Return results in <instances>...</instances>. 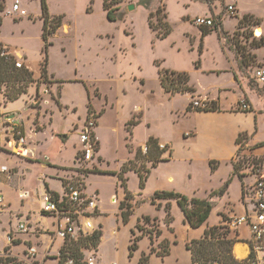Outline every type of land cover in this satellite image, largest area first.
Wrapping results in <instances>:
<instances>
[{
    "label": "crops",
    "instance_id": "0c3cea01",
    "mask_svg": "<svg viewBox=\"0 0 264 264\" xmlns=\"http://www.w3.org/2000/svg\"><path fill=\"white\" fill-rule=\"evenodd\" d=\"M224 1L233 4L229 6H234V16L238 17L235 26L245 15H251L264 23L263 14L251 10H243V3L241 0ZM258 1L260 0H256L255 3ZM206 9L207 8L204 7L200 12H195L193 14L190 12H184L181 17L187 16L188 14L191 17L212 18L211 16H206ZM0 13L2 12L0 11ZM215 14H217V12ZM40 16L41 12L39 14V20ZM51 16L54 15L51 14ZM226 19L228 18L222 20V28L224 30H227L224 26ZM25 20L29 23L32 21L34 22V20H30L28 16L25 17ZM166 20L169 23L167 13ZM22 21H24V19H21L16 23L18 24ZM3 24L4 19H1L0 44L2 48L8 54L14 56L15 54L20 55L18 59L21 60V62H24V66L31 72L32 79L35 83L28 87L26 94H23L21 98L13 102L4 103L3 96L0 94V121L2 125V130L0 132V166H5L8 169V174L1 175V177H4V182H6L4 183L3 188L7 191L12 189L16 190L19 202L18 207L13 208L10 199L5 200L0 190V195L2 197V203H0V251L4 247L5 233L14 229L16 224V220L11 219L13 216L27 219L38 227L49 229L50 231L53 230L54 222L49 220V218L44 217L40 212V199L46 193L57 198H62L66 192L64 184H70L78 177H82L79 174V171H77L76 164V157L79 152L82 153L84 147L80 142L79 136L86 122L93 118L95 126L92 129L90 136L94 143V153L89 161H93L89 168L94 165L96 168L95 170L99 171V173L89 172L86 176H83L84 179L81 180L83 183L81 191L85 197H93L97 204L96 214L92 219L93 226L98 232H100L96 251L97 264H120L118 262V257L121 250L125 256V262L123 264H128V246L132 237V231L136 232V226L138 224L143 225V217H148L151 224L157 226L160 236L163 235L164 232L167 233L165 238L159 239V241H165L168 243V255L164 258L151 255L149 258V264H181V261H186L187 264H191V253L186 249V245L191 241L200 240L203 234L200 239H195V235L188 236L187 234L189 233L186 231L187 236L178 237L172 223L169 225L166 224V226L163 225L167 215L165 210L166 205H169L172 222L177 219V216H180L182 225L186 226L189 230H192V228L184 222L183 214L178 208L176 202L173 200H160L156 205H152L149 202V197L155 191H167L180 193L188 198L206 199L211 193L218 191L223 183L231 177L232 180L226 190V194L229 192L230 186H232L233 183L239 182L240 199L242 202L243 188L247 183L252 181V177L246 174H241L242 178L240 179L237 175H232L234 158L237 155L239 148L236 144V140L240 134H244L246 139L244 141V150L242 153L247 157L256 159L264 158V99L256 92V89L250 87L248 78L239 68L237 61L233 57L225 54L221 48L220 57L213 58L215 63L213 67L205 68L202 60H198L199 64L198 66L196 65L195 71L204 75H214L217 79V82L205 89L196 88V86L191 83V75H189L188 72L173 70L170 68L167 69L175 72L187 73L190 79V86L196 90L193 95L183 94L186 96L187 100L182 109L169 108V124L171 126L179 127L176 137L173 134L158 136L148 132L143 141L131 142L133 136L135 138V131L138 126L142 124L146 127L150 126L148 120H145V114L147 113L148 107L146 105L147 96H145L146 84L140 86V88L137 87V100L130 107L128 114H126L127 116L123 117L122 120L123 127L126 131L124 138L127 142L125 145L130 156L126 161L122 162L118 168L112 169L109 166L111 159L104 153V148L101 147L100 144V136L97 133L100 120L107 112L101 114L100 117L95 113L88 115L85 105L83 116L78 115L66 129H55L53 127L55 113H59L61 117H64V115H68L71 111V113L76 112L73 110L70 111L71 108H75L74 102L70 103V101L65 98V92L63 93L62 90V97L56 103L54 101L53 103H48L46 100L43 101V103L47 102V106L41 108L30 105V99H33L32 103L35 104L32 96L35 97L43 91V87L46 88L42 81L41 83H37L38 80H42L40 72L41 60L39 61L37 68L34 69L24 48L12 46L4 41L1 34V27ZM41 30L42 21L40 20V38ZM211 34H215L217 37L216 32L200 36L199 44H201L202 48L200 52L198 51L199 49L197 50L199 58H203L205 53V39ZM170 35L167 38H169ZM172 45H174V43ZM261 49L264 50V47L257 49V58L258 60L260 59L259 63L264 69V53H259ZM218 61L224 62L225 64L219 66ZM260 65L258 67H260ZM47 78L49 80H54L49 71V61ZM119 83L120 85L122 84L121 82ZM55 84L58 83H54V85ZM73 84H75L74 87L78 85V90L84 94L86 104L88 101V93L85 86L80 82H75ZM259 89L264 90V82L260 84ZM50 90L52 91L53 89L50 88ZM158 90L168 102H171L173 98L181 95L170 96L164 92L161 87H159ZM121 91L122 85L120 87V92ZM155 91L156 89L154 92ZM232 96L234 97L232 98ZM191 98H196L200 101L215 102L218 110H188L187 108ZM240 101L248 104L250 110L247 112L237 110L238 108H236V106ZM122 107V105L115 106L114 103V112L119 115L118 112ZM47 108L51 111L49 114H46L45 112V109ZM136 111L140 112V114H135L134 112ZM6 120H9L12 126L19 128L18 131L25 138V145L23 147H20L19 145L17 146L15 140L8 135V131H6L4 126ZM24 121L27 122V125L24 124ZM132 121L136 122V125L131 126L130 132L128 133L127 125ZM182 122L186 124L185 127L179 126ZM75 125H78V130H73ZM112 131L115 133L114 125L111 126V132ZM46 132H48L50 137H48ZM149 138H154L159 144H163L167 147L166 152L162 155L164 161L159 162L158 165L151 170L143 190L139 189L138 175L134 171H129L124 175L127 190L134 197V201L132 202L133 214L130 217L129 222L124 225L120 219L119 203L124 200L125 193L120 186V181L118 180L117 175L123 164L134 158L137 149H141L142 151L146 150V144ZM49 142H51V148L49 150L43 149V145ZM211 162H213L215 167L213 170L211 169ZM179 163H186L187 165L192 166L200 165L202 171L196 172L192 169H187L185 173H182L173 170L171 166ZM221 168H224V171L220 173ZM262 170L264 172V162ZM93 175H97L102 180H107L106 178L112 180V190L108 194H104L102 191L103 185L100 181L97 183V186H94L92 189H87L90 177ZM33 176H35L38 181V185L31 188L29 186ZM131 179L134 182L132 187L130 186ZM108 180L106 182H108ZM156 180H159V184L155 182ZM139 193H141V196H138ZM226 194L221 196V198L214 199L217 203L216 205L219 204L221 206L220 209L217 208L216 205L212 208V211H217V214L220 217L219 222L215 225L208 226L207 222L210 218L209 216L208 220L203 225L204 231L212 227L226 225L237 215L233 214V216H229L227 206L222 205V199H224ZM222 216L227 219V222L222 221ZM146 226L149 227L151 225L146 224ZM234 233H236L239 238L241 234L240 228L237 227L234 230ZM56 242L57 240L54 241L50 254H53L56 248L61 245L60 243L56 246ZM149 242L150 240L148 237H141L138 242V250L134 252L133 255L135 257L136 254L134 264L138 263L142 254L148 253L147 249ZM16 243L17 244L11 249L13 254L21 255V252L17 247L29 244L37 247L38 259H41L44 253H47V246L50 245V241L45 235L25 236L19 234L16 236ZM109 246L111 247V258L106 255V250H108Z\"/></svg>",
    "mask_w": 264,
    "mask_h": 264
},
{
    "label": "rangeland",
    "instance_id": "374dc122",
    "mask_svg": "<svg viewBox=\"0 0 264 264\" xmlns=\"http://www.w3.org/2000/svg\"><path fill=\"white\" fill-rule=\"evenodd\" d=\"M16 1H19L20 7L26 11L28 18L30 20L33 19L34 22L29 23L25 20V16L20 17L17 13L12 12V6ZM45 1L50 15L62 17V25L49 40L51 43L48 49L49 71L54 80H49L46 76L45 79L37 81V83H41L42 81L46 88L43 87V91L40 94H37L35 97L32 96L35 104L32 103L33 99H30V105L41 108L47 106V102L43 103V101L47 100L48 103H53L54 101L56 103L62 97L63 90L65 98L70 103L74 102L75 108H71L70 111L76 112L71 113V111L68 115H64V117H61L59 113H55L53 127L58 130L66 129L78 115L83 116L85 105L88 115L95 113L100 117L101 114L107 112L100 120L97 133L100 136V144L104 148V153L111 159L109 166L112 169L118 168L130 156L125 145L127 142L124 138L126 131L122 120L123 117L127 116L126 114H128L132 104L137 100V87L140 88V86L146 84L145 96H147L146 105L148 107L145 120H148L150 126L146 127L143 124L138 126L135 131V138L133 136L131 142L143 141L148 132L158 136L173 134L176 137L179 127L169 124V108L182 109L187 98L185 95H180L173 98L171 102H168L160 94L157 77L158 66L161 69L170 68L188 72L191 75V83L196 88L205 89L217 82V79L214 75L197 73L198 71H195L196 65L198 66V60L201 59L205 68L213 67L215 65L213 58L220 57L221 48L225 54L237 61L239 68L248 78L250 87L256 89V92L264 99V90L259 89L262 82H259L254 77V72L263 69L259 63L260 59L258 60L257 58V49L264 46L257 49L252 46L253 40H258L260 37L264 38V23L260 21L258 26L248 25L238 27V21L235 26L238 17L229 13L227 9L229 5H233L232 3H226L224 0H155L149 10H146L143 6H138L139 0H121L118 4L110 7V10L113 12L112 17L115 20L109 21L103 5L104 2L108 5L110 0ZM241 1L243 3V10H251L264 16V0H260L257 3H255L256 0ZM131 5L133 9L129 10L128 7ZM204 7L207 8L206 16H211L215 21H219L220 26L217 29H204L195 26L193 18L196 16L191 17L187 14V16L181 17L184 12L193 14L200 12ZM162 8L166 10L172 33L169 38L159 40L156 38V32L149 28L148 15L149 11L154 12ZM114 9H117L115 14ZM0 11L2 12L0 13V18L4 19V24L1 27L2 38L12 46L24 48L30 58L31 65L36 69L39 61H42L39 20L40 0H0ZM216 12L217 14H215ZM224 18H228L224 22L225 29L227 30L222 28V20ZM21 19H24V21L17 24L16 22H19ZM155 23L156 21L153 19L152 25ZM257 30L260 31L259 36L256 35ZM202 31H209V33L216 32L217 37L215 34H211L205 39V53L203 58H199L197 50L199 49L198 51L200 52L202 48L201 44H199ZM173 43L174 45H172ZM259 53H264V50L261 49ZM9 55L16 61L19 60L20 55ZM218 62L219 66L225 64L224 62ZM21 63V69H27L24 66V62ZM259 65L260 67H258ZM27 71L29 70L27 69ZM32 81L33 83L30 86L35 83L33 79ZM75 82H80L85 86L88 93L86 104L85 96L78 90V85L74 87L75 84L73 83ZM119 82L122 83L121 92ZM54 83L58 84L54 85ZM50 88L53 90L51 91ZM10 89V86L2 84L0 85V94L3 95ZM155 89L156 91L154 92ZM21 97L22 95L19 98ZM193 100L199 99L191 98L190 103ZM114 103L115 106H123L118 112L119 115L114 112ZM241 103L243 102L240 101L236 106L239 111ZM45 112L49 114L51 111L47 108ZM134 113L140 114L138 111ZM24 124L27 125V122L24 121ZM113 125L115 133L114 131L111 132V126ZM4 126L6 131H8V135L17 142V139L13 136V129L19 130V128L12 126L9 120L4 122ZM179 126L185 127L186 124L182 122ZM78 128V125H75L73 130H78ZM1 130L2 125L0 121V132ZM46 134L50 137L48 132ZM50 143H45L43 149L49 150L51 148ZM16 145L18 146V144ZM145 151L142 152L145 153ZM81 155L82 153L79 152L76 157V164L77 171H79L82 177H78L70 184L65 183V190L70 187L82 189L83 183L81 180L84 179L83 176L96 169L94 165L89 168L93 161L85 162L82 160ZM261 160L264 162V158H261ZM171 167L173 170L182 173H185L187 169H192L196 172L202 171L200 165L192 166L186 163L175 164ZM222 171H224V168H221L220 173ZM3 178L1 177L0 179L1 194L5 200L10 199L11 206L16 208L19 205L18 194L14 189L7 191L3 188L4 183H6ZM106 179L108 180V178ZM107 180H102L97 175H93L90 177L87 189L97 186V183L100 181L103 185V193L108 194L112 190V180L106 182ZM155 182L159 184V180ZM133 183L131 179V187ZM36 185H38V181L33 176L29 187L34 188ZM240 198V185L239 182H235L230 186L229 192L225 195L224 199H222V205L227 206L229 216L237 214L234 218H238L244 215V206ZM216 206L219 209L221 207L219 204ZM219 220L220 217L217 211L213 210L207 225H215ZM171 223L178 237L195 235V239H200L204 231L203 225L189 230L186 226L182 225L180 216H177V219ZM163 225L166 226L165 221ZM140 226L143 230H136L131 239L146 236L150 240L146 255H150L152 249L154 253L151 255L161 252L162 249L159 247L161 241L159 239H164L167 233L164 232L163 235L156 236L159 230L155 224L148 227L143 222V225ZM238 228H240L242 234H240L239 238L237 234L227 233V231H224V233H227L226 239L236 241L231 249V255L237 262H242L250 253L248 242L250 241L251 234L247 224H242ZM186 231L189 234L186 235ZM219 233L223 232L219 231ZM221 237L223 236L221 235ZM240 240L244 242H239ZM220 241H222V238ZM60 243L61 238L58 236L56 246ZM237 245H243L246 248V255L244 257L236 256L235 246ZM17 249L22 252L25 246L20 245ZM110 252L111 247L109 246L108 250H106V255L109 258L112 257ZM133 255L134 252L132 257L128 258V264L135 263L136 254L135 257ZM118 260L120 264L125 262L122 250L119 253ZM180 263L187 264L186 261H181Z\"/></svg>",
    "mask_w": 264,
    "mask_h": 264
},
{
    "label": "trees",
    "instance_id": "16d2710c",
    "mask_svg": "<svg viewBox=\"0 0 264 264\" xmlns=\"http://www.w3.org/2000/svg\"><path fill=\"white\" fill-rule=\"evenodd\" d=\"M121 0H110L107 3L104 2L103 9L106 11L107 19L109 21H114L115 19L112 17L113 12L110 10L112 5H116ZM154 0H139L138 6H143L148 10ZM117 9H114V14ZM40 20L42 21V30H41V40H42V61L40 64V72L41 78L45 79L47 76V66H48V49L51 46L50 38L57 32V30L62 25V17L61 16H51L49 14L46 1L40 0ZM120 17V16H119ZM155 19L156 23L152 25V20ZM148 24L149 28H151L154 32H156V38L159 40L166 39L171 33V27L166 20L165 10L157 9L155 12H150L148 15ZM260 24V20L251 16L245 15L238 22V27L254 25L258 26ZM220 26L219 21L214 20L213 29H217ZM209 34V31H202V36ZM253 48H260L264 46V38L260 37L258 40H253ZM3 52V48L0 44V85L5 84L6 86H10V90L4 93L3 102H13L19 99V97L23 94H26L27 88L32 81L31 72L27 71V69H21L15 67V59L8 56H1ZM157 76L160 87L169 94L170 96H175L178 94H195L196 90L190 86L189 75L185 72H175L167 69H161L159 66L157 67ZM58 104V103H57ZM210 106L207 109H192L191 103L188 106V110L195 111H216L218 110L217 104L215 102H210ZM136 125V122L132 121L127 125V131L130 132V127ZM246 136L244 134H240L236 140V144L239 146L237 155L242 159L238 163H233V171L232 175H237L240 179L242 178L243 169L246 168L248 160H252L254 164H258L260 166L263 165V161L261 159H256L252 157H247L242 153L244 150V141ZM263 145V144H262ZM260 145V146H262ZM166 150L159 149V143L154 138H149L146 144L145 153L142 152L141 149H137L134 154V158L132 160L127 161L121 167L120 172L117 177L120 181V186L124 190L125 196L124 200L119 203V211H120V219L121 222L125 225L129 222L130 217L133 214V195L127 190L126 179L124 175L129 171H134L138 175L139 179V189L143 190L145 188L146 181L149 177V174L153 168H155L159 162L164 161L162 158L163 153ZM82 156V155H81ZM82 160L83 157H82ZM250 163V162H249ZM212 169H214L213 162L210 163ZM91 173H99L95 169L90 171ZM106 174H115V173H106ZM244 175V174H243ZM249 176V175H248ZM232 178L230 177L227 181H225L224 185L218 190L210 194V196L206 199H197V198H188L180 193L176 192H167V191H155L149 197V202L152 205H156L158 201H170L173 200L176 202L178 208L183 214L184 222L192 229H196L201 227L208 220L212 208L217 204L215 202V198H220L223 196L230 185ZM70 189H78L81 191V188H68L66 189L67 193ZM141 196V193L138 194ZM166 224H170L172 222V217L169 212V205H166ZM143 222L152 226L150 219L148 217H143ZM222 221L227 222V219L222 216ZM136 230L142 231V227L138 224L136 226ZM229 230V231H228ZM222 231L223 233H219ZM224 231L234 233V230H230L226 225H220L216 227L209 228L204 231L203 236L200 240L191 241L186 245V249L191 253V264H249L250 258H246L242 262H237L233 256L231 255V249L236 243L234 240L226 239V234ZM236 235V233H234ZM159 236L160 233L157 232L156 236ZM221 235L223 237H221ZM134 236V231H132V237ZM100 238V232L96 231L91 236L85 237L80 241L74 242H65L63 249L70 253L71 255H78V252L81 248H96L98 246V241ZM141 237H135L130 240V244L128 246V258L132 257L133 252L138 250V242ZM222 238V241H220ZM244 242V241H239ZM16 241L14 245H16ZM159 247L162 249L161 252H156L155 255L160 258H164L168 255V243L165 241H161ZM154 253L153 249L151 254ZM150 255L142 254L137 264H149Z\"/></svg>",
    "mask_w": 264,
    "mask_h": 264
},
{
    "label": "built area",
    "instance_id": "2783aa9c",
    "mask_svg": "<svg viewBox=\"0 0 264 264\" xmlns=\"http://www.w3.org/2000/svg\"><path fill=\"white\" fill-rule=\"evenodd\" d=\"M228 12L232 15L235 13L233 6L227 7ZM12 12L17 13L20 17L28 16L26 11L20 7L19 1L12 6ZM195 26L212 29L214 19L207 17H196L193 20ZM9 54L3 49L1 56ZM15 67L21 68L20 60H15ZM254 77L259 82H264V69L254 72ZM210 102L193 100L192 109H207ZM241 111H249L248 104L241 103ZM95 126L94 119H89L83 127L79 136L80 142L84 145L82 157L85 162H89L94 153V143L91 138V131ZM13 136L17 139L20 147L25 145V138L17 130L13 129ZM160 150H167L163 144H159ZM242 158L238 155L234 158V163H238ZM243 169V174L252 177V181L247 183L243 188L242 203L244 206V215L233 218L227 223L230 230H235L242 224H247L250 230L251 238L248 242L250 247L249 264H264V172L262 166L254 164L250 159ZM8 174L5 166H0L1 175ZM0 203L2 197L0 195ZM97 204L93 197H85L82 191L70 189L62 198H57L49 193L44 194L40 199V212L44 217L51 219L53 230L38 227L27 219L13 216L11 219L16 220L14 229L9 230L4 235V247L0 251V264H97L96 248H81L78 255L74 256L63 249L65 242L80 241L81 239L91 236L97 230L93 226L92 219L96 214ZM22 234L25 236L45 235L50 241L47 253H44L41 259H38V250L34 245H26L25 249L19 254H13L12 248L15 246L16 236ZM61 238V245L50 254L51 247L57 237Z\"/></svg>",
    "mask_w": 264,
    "mask_h": 264
},
{
    "label": "bare ground",
    "instance_id": "6f19581e",
    "mask_svg": "<svg viewBox=\"0 0 264 264\" xmlns=\"http://www.w3.org/2000/svg\"><path fill=\"white\" fill-rule=\"evenodd\" d=\"M260 31H256V35L259 36ZM235 254L237 257H244L246 255V248L243 245L235 246Z\"/></svg>",
    "mask_w": 264,
    "mask_h": 264
},
{
    "label": "water",
    "instance_id": "95a60500",
    "mask_svg": "<svg viewBox=\"0 0 264 264\" xmlns=\"http://www.w3.org/2000/svg\"><path fill=\"white\" fill-rule=\"evenodd\" d=\"M128 9H129V10L133 9V6H132V5H131V6H129V7H128Z\"/></svg>",
    "mask_w": 264,
    "mask_h": 264
}]
</instances>
